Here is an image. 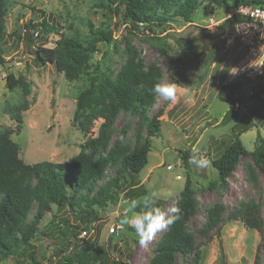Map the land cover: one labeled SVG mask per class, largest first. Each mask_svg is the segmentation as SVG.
I'll return each mask as SVG.
<instances>
[{
	"label": "rangeland",
	"instance_id": "374dc122",
	"mask_svg": "<svg viewBox=\"0 0 264 264\" xmlns=\"http://www.w3.org/2000/svg\"><path fill=\"white\" fill-rule=\"evenodd\" d=\"M1 1L6 14L0 48L6 63L0 66V133L3 128L16 130L15 117L20 115L21 130L14 132L10 139L19 147V157L26 164L43 161L66 164L74 158L80 145L97 135L102 123V119L94 120L84 133L83 115L102 101L104 104L110 101L113 89L129 69L147 71L152 67L158 83L176 85V99L168 102L156 95L148 106L131 111H124L122 103L116 99L118 113L107 151L117 145L126 149L127 154L138 147L146 136L152 116L165 104L158 135L150 139L147 164L137 182L142 188L139 194H148L150 190L157 192V201L162 202L161 210L166 214L171 215L170 209L178 206L185 182L183 151L197 149L212 161L231 143L235 132L239 133L248 151L256 146L258 134L264 139V108L253 97V93L258 92L264 100V66L254 86L245 77L232 75L243 48L230 39L232 28L227 35H220L218 28L228 14L211 0H198L191 22L174 18L164 23L162 35H157L154 25L143 27L140 22L125 18L123 0ZM42 15L54 21L58 29V34L48 37L43 45L46 48H54L61 38L91 40L90 29L108 33V41L95 42V49L88 54L77 79L67 80L63 73L57 72L54 64H36L39 34L33 32L35 39L26 40L25 26L29 22L39 24ZM8 74L15 79L22 77L29 84V93L24 95L20 86L7 89ZM230 83L239 84L232 112L230 105L218 98L220 89ZM87 88L92 90L88 98L90 106L79 112L74 121L77 97ZM103 96L106 97L103 99ZM234 112L239 113L238 118H233ZM250 164L248 157L241 158L225 187L219 184L212 166L197 170L190 164L197 212L184 228L201 251L198 264H253L257 254L264 264V235L261 238L238 221L223 222L218 233L213 231L208 237L199 235L208 210L216 203L225 207V214L244 204L255 203L264 220V178L256 171L250 175L246 170ZM121 169L122 157L108 162L101 173L75 195L74 202H79V207L72 209L52 204L41 214L28 239L39 264H64L67 259L72 260L70 264L148 263L169 227L157 232L147 245H140L134 229L120 224L125 215H130L124 211L129 200L123 193L106 201L103 211L98 206L93 207L96 214H90L91 226L100 230L99 235L86 228L87 216L79 212L87 210L84 202L88 190L91 196ZM212 182H216L214 188L210 187ZM118 184L121 187L129 185L127 177ZM113 190L117 189L111 187V192ZM40 206L33 198L20 229L7 237L9 242L25 237ZM116 226L118 231L110 234V229ZM110 237L113 239L109 243ZM27 255V248L19 245L8 252L0 264H31ZM191 260L192 255H177L175 264H191Z\"/></svg>",
	"mask_w": 264,
	"mask_h": 264
},
{
	"label": "trees",
	"instance_id": "16d2710c",
	"mask_svg": "<svg viewBox=\"0 0 264 264\" xmlns=\"http://www.w3.org/2000/svg\"><path fill=\"white\" fill-rule=\"evenodd\" d=\"M217 7L223 8L228 14L233 8L239 5H255L264 8V0H211ZM123 16L133 22H140L143 27L150 25L156 26L157 35L165 33L162 28L164 23L172 21L174 18H181L186 22H191L192 16L196 10L198 0H123ZM109 7V6H107ZM6 14V7L0 0V43L3 39V18ZM39 24L32 25L28 23L25 26V38L33 41L35 38L33 32L39 34L36 38L40 44L35 52L36 64L51 63L54 64L57 72L65 75L66 79L73 81L78 78L86 65V59L90 52L95 49V42L108 41V33L102 30L90 29L91 40H82L77 37L61 38L56 42L54 48H46L43 45L52 34H58V29L54 21L46 19L44 15ZM235 18L224 20L218 28L220 35L228 34V30L233 27ZM0 48V66L5 64ZM173 83L175 80L171 77ZM158 83L152 67L147 71L136 69L126 70L120 84L113 89L111 100L104 104L102 101L97 107H93L89 113L83 115L81 125L83 132L87 133L94 120L102 119L98 133L95 137L88 138L80 145L79 153L66 164L39 162L35 164H26L19 157V147L10 139L11 135L21 130V117L17 115L16 130L3 128L0 133V261H2L8 252L13 248L23 245L27 248L28 258L31 264H39L35 257L34 246L30 244L29 238L33 235L39 217L44 211H47L52 204L66 205L72 209L79 207V202L75 203V195L79 189L87 186V182L93 177L98 176L108 162H115L118 157H122V169L105 186L99 188L94 194L85 197L84 206L87 210H79L87 216L86 228L91 231L100 230L93 228L91 215L96 213L94 206L105 208L106 201H112L115 195L119 193L125 195L124 198L131 201L139 199L146 195L138 191L142 188L138 186V175L147 164V156L151 149L150 139L158 135L160 129V117L164 114V105L152 116L146 131L143 142L129 153L126 149L115 145L110 151L107 147L110 144L111 134L118 113V106L115 100L122 103L124 111L139 110L148 106L154 100L155 94L152 91L153 85ZM20 86L24 95L29 93V84L22 78L15 79L11 74L6 76V87L9 90ZM239 89L238 83H230L223 86L219 93V100L230 105L229 111L233 110L236 103L235 94ZM92 90L87 88L82 91L76 101L74 121L78 119L79 112L84 111L90 106L88 98ZM106 96H103V99ZM254 99L263 106L264 100L258 92L253 93ZM232 112V111H231ZM239 113L234 112L233 118H238ZM240 123V122H239ZM245 127L242 129L244 130ZM231 143L219 152L211 161V166L217 172L218 182L225 187L228 179L235 172L237 166L243 157H248L251 164L246 170L250 175L255 171L264 178V139L257 135V143L252 151H248L243 146L239 133L232 134ZM192 154L190 149L182 152L181 160L186 169V178L183 189L180 193L178 206L182 209L181 218L169 226L168 231L162 237L158 244L157 251L149 258L147 264H175L176 256H191V264H198L201 257V251L195 241L185 231V223L197 212V202L194 198V191L191 187L189 175L190 164L189 157ZM127 177L128 184L123 187L119 182ZM124 184V180L122 181ZM216 186V182L210 184L211 188ZM111 187L117 190L111 192ZM136 189V190H135ZM36 198L40 203L38 216L31 223L22 240L10 239L7 237L13 231L20 229V223L27 215L32 199ZM157 206L161 208L162 202L157 201ZM75 207V208H74ZM238 221L242 223L247 230L256 231L261 238L264 235V220L261 215L260 207L255 203H247L239 208L225 214V207L216 203L208 210L207 219L204 227L199 231L202 237H208L211 232L218 233L219 226L223 222ZM113 238H109V243ZM72 260H66L64 264H70ZM118 263V262H117ZM116 263V264H117ZM253 264H261V258L257 254Z\"/></svg>",
	"mask_w": 264,
	"mask_h": 264
},
{
	"label": "clouds",
	"instance_id": "9594fccd",
	"mask_svg": "<svg viewBox=\"0 0 264 264\" xmlns=\"http://www.w3.org/2000/svg\"><path fill=\"white\" fill-rule=\"evenodd\" d=\"M152 91L165 101L171 102L176 99V85L168 83H156ZM189 163L197 170H205L211 167V161L207 156L194 149L189 157ZM169 195H172L169 193ZM158 194L156 191H149L148 194L139 199H132L126 202L125 215L120 224L123 227L128 225L134 229L140 245H147L157 232L169 227L181 218L182 209L174 205L170 209L171 215L166 214L157 206ZM139 209V210H138Z\"/></svg>",
	"mask_w": 264,
	"mask_h": 264
},
{
	"label": "built area",
	"instance_id": "2783aa9c",
	"mask_svg": "<svg viewBox=\"0 0 264 264\" xmlns=\"http://www.w3.org/2000/svg\"><path fill=\"white\" fill-rule=\"evenodd\" d=\"M228 18H235L230 39L236 40L243 48L232 75L243 76L254 86L264 66V8L239 5L228 13ZM115 231H118L117 226L110 229V234Z\"/></svg>",
	"mask_w": 264,
	"mask_h": 264
}]
</instances>
